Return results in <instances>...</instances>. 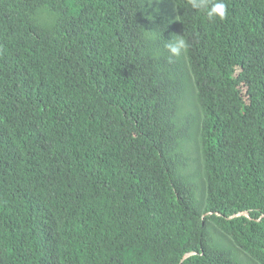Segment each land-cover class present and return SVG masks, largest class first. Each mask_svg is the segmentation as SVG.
Instances as JSON below:
<instances>
[{"label": "trees", "instance_id": "1", "mask_svg": "<svg viewBox=\"0 0 264 264\" xmlns=\"http://www.w3.org/2000/svg\"><path fill=\"white\" fill-rule=\"evenodd\" d=\"M224 3L0 0V264H264V0Z\"/></svg>", "mask_w": 264, "mask_h": 264}, {"label": "clouds", "instance_id": "2", "mask_svg": "<svg viewBox=\"0 0 264 264\" xmlns=\"http://www.w3.org/2000/svg\"><path fill=\"white\" fill-rule=\"evenodd\" d=\"M192 8L200 10L207 19L215 21L216 18L223 20L227 14V7L224 0H189ZM190 45L181 35H176L165 44V48L169 53L168 60L171 63L173 57H179L185 54Z\"/></svg>", "mask_w": 264, "mask_h": 264}, {"label": "water", "instance_id": "3", "mask_svg": "<svg viewBox=\"0 0 264 264\" xmlns=\"http://www.w3.org/2000/svg\"><path fill=\"white\" fill-rule=\"evenodd\" d=\"M195 255L194 253L189 254L186 258H189L191 256Z\"/></svg>", "mask_w": 264, "mask_h": 264}]
</instances>
